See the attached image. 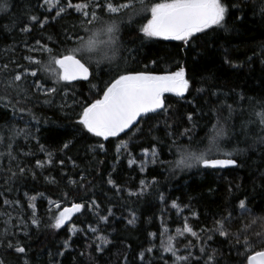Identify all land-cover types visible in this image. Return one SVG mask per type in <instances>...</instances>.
I'll list each match as a JSON object with an SVG mask.
<instances>
[{"label":"trees","instance_id":"obj_1","mask_svg":"<svg viewBox=\"0 0 264 264\" xmlns=\"http://www.w3.org/2000/svg\"><path fill=\"white\" fill-rule=\"evenodd\" d=\"M69 2L72 5L88 4L85 11L90 14L93 7L106 3V0H59V6L66 9L59 17L56 16L59 8L49 9L44 0H9L8 11L0 12V68L7 65L13 74L19 72L22 75L25 69L29 74L37 72L36 77L27 75L22 81L28 90L27 99L17 96L12 101L16 104L15 117L11 107L5 108L0 104V113H4L0 116V126H4L0 135L5 137L4 143L0 144V152L8 150V126L30 129L34 134L28 139L21 134L11 142L13 155L17 156L14 163L10 164L7 156L0 158L2 169L15 168L16 165L29 169L22 178L8 186L0 178V191H3L0 211L10 213L16 224L8 239L13 245L19 242L25 248V253H16L14 248L5 250L8 243L5 240L0 244V260L3 264H24V261L28 264H53V261L55 264H172L174 258L171 253L164 252L161 247L162 229H167L163 237L166 241L169 235L176 237V230L182 229L187 222L198 237L186 233L176 237L173 243L180 255L191 253V264H197V260L204 264L206 257L200 252L201 246H205L209 253L215 250L216 264H240L242 259L246 264V259L237 255L244 248L237 244L235 234L250 224L251 216L239 208V202H250L247 207L252 214L264 216V145L257 140L264 133H261L259 118L251 115L253 110L261 111L257 102L264 101V21L253 15L252 0L241 3L247 12L243 21L236 20L240 13L234 10L227 17L228 32L198 34L199 39L190 44L145 38L131 29L146 23L143 17L147 13L140 12L130 25L125 16L118 37V60L112 64L102 63L99 67L92 63V78L71 82L72 86L65 88L63 85L69 82L57 85L42 66L50 55L59 56L65 49L75 47L77 38L86 34L83 12L68 8ZM126 2L128 0H113L115 5ZM157 2L160 0H143V6L150 9L152 3ZM223 2L232 5L238 0ZM135 6L140 8L141 0H135ZM96 11L102 18H110L99 8ZM32 16L37 20L32 21ZM45 18L47 23L41 28L39 21ZM25 27L30 30L22 31ZM69 36L72 39H67ZM37 40L40 45L36 44ZM41 45L51 49V53L42 51ZM125 65L135 71L154 74L175 72L183 67L189 90L183 97L165 94L166 111L158 115L148 114V119H139L136 127L126 130L127 135L121 133L119 137L108 140L91 137L90 134L89 138L76 136L71 126L77 116L68 108L62 109L61 103H91L100 98L103 82L109 79V68H123ZM37 82L45 89L58 88V93L51 98L55 101L53 105L43 103L46 97L42 91H36ZM2 90L3 85L0 84ZM65 91L68 92L67 97L64 96ZM229 105L234 111L225 120L229 117ZM80 110L77 107L75 112ZM188 114L195 115V128L188 122ZM218 119L229 135L222 138L219 155L214 158H224L222 153L235 148L244 149L243 153L234 156L237 166L205 169L197 165L192 169L169 170V162L177 156L175 145L187 146L190 137H195V140L203 141L201 148L206 147V136ZM250 120L257 122L247 123ZM245 124L247 126L242 127ZM187 129H191L190 136L181 135ZM68 141L72 144L65 150L63 145ZM123 142L128 143V148H121L117 161V146ZM98 143L105 145L107 154L89 150ZM42 146L44 151H41ZM152 148H156L162 163L151 162ZM144 149L149 150V156H145ZM29 152L32 155H24ZM129 152L136 160L131 166L128 164ZM38 160L44 165L42 168L36 167ZM141 162L146 163L144 171L140 170ZM109 173L118 188L107 184ZM153 178L158 181L155 188L139 197L128 195L129 191H139L141 180L151 181ZM70 179L76 184H69ZM160 194L164 195L165 202H161ZM31 196L36 197L39 227L31 223L32 209L28 206V197ZM5 199L10 202L19 200L22 207L5 205ZM93 200L99 205L98 215H94L96 208L82 209L60 229L50 226L64 207H70L72 203L88 204ZM173 201L179 205V213L171 207ZM58 205H61L59 210ZM109 207L113 215L107 222L100 221L99 216H107ZM130 211L135 212V224L128 223ZM18 216L28 224L27 236L16 219ZM217 221L225 222L229 235L222 237L215 232L212 240L208 241L207 235L218 227ZM72 227L78 230L75 234L69 231ZM3 228V221H0V231ZM91 228L98 231L93 233ZM257 232H264V224L251 225L248 234L252 236ZM149 233H154V236L149 237ZM97 236L111 241L106 246L102 245V251H97L100 243ZM64 241L69 242L67 250L63 248ZM151 245L155 246L151 253H145V261L139 260L138 253ZM253 247L255 251L264 250L258 244ZM60 251L64 254L55 255Z\"/></svg>","mask_w":264,"mask_h":264},{"label":"snow or ice","instance_id":"obj_2","mask_svg":"<svg viewBox=\"0 0 264 264\" xmlns=\"http://www.w3.org/2000/svg\"><path fill=\"white\" fill-rule=\"evenodd\" d=\"M243 0H238L237 3L228 5L223 2V0H160V2L152 3L150 9L143 6V0H141V7L137 8L135 6V0H128V2L115 5L113 0H106L104 4H97L92 8L91 13L85 9L89 8L88 4L84 5H72L71 2L67 5L68 8L75 7L77 12H83L85 17V36H79L76 40V46L72 48H67L64 53L59 56L49 57L46 64L42 66V70L51 76L57 85L61 82H69L63 85L65 88L71 87V82L80 80H89L94 76L91 70V64L93 63V57H86L83 53L93 52L95 50L96 40L95 37L99 35L100 31L104 33L107 37L105 43L108 47H111L117 42V37H119L122 23L125 16L129 21V25L134 23L133 18L137 16L140 12L147 13L146 23H143L139 28H132V31H138L145 38H162L164 40H174L184 42L185 44H190L193 40L199 39L198 34L207 35L209 32L219 33L221 31L228 32L230 29L228 27L227 17L232 14V11L239 12L240 15L236 17L237 21H243L247 16L245 8L241 6ZM44 4L49 6V9L53 7H58L59 10L56 12V16L59 17L66 9L60 7L58 0L56 3L53 0H44ZM253 4V15L259 16V18L264 21V0H252ZM258 4V10H257ZM9 8V0H0V12H7ZM96 8H99L100 12H106L109 14V19H104L97 15ZM32 21H36L37 17H30ZM55 19V17L53 18ZM108 21H111L110 23ZM41 28L47 23V18L44 21H39ZM30 29L25 27L22 31L27 32ZM67 39H72L71 36ZM134 43L135 41H131ZM37 45H40V41H36ZM42 51L51 53V49L46 46H40ZM32 51L33 49H29ZM131 53V50H129ZM26 60H32L31 57H25ZM109 60V64H112L111 57L105 54L100 58H95V64L99 67L103 60ZM39 64V61H32ZM264 63V61H262ZM233 67H238V65H232ZM103 72V69H100ZM27 75L31 77H36L37 72L32 71L30 74L27 70H24V75L19 72L12 73L7 65L0 68V84L3 85V90L0 91V104H3L5 108L11 107L13 109V117L16 116V104H13V99L17 96H22L27 99L28 90L23 86L22 81ZM103 95L93 100L91 103H79L75 102L73 104H67L66 102L61 103L60 107L68 108L72 113H75L77 119L73 122L71 126V131L79 136L80 138L91 137L103 138L108 140L110 137H119L121 133L127 135V131H131L132 128L136 127L139 123V119L150 118L148 114H159L161 111H166V100L165 94L172 93L178 97H183L184 94L189 90V81L185 78V69L180 67L178 71L167 72L164 74H154L148 71H135L129 69L127 65L121 68L119 66H114L109 68V79L104 81ZM35 89L37 92H43L46 97L43 101L44 104L49 106L55 103L54 99H51L58 93L57 87L43 88L40 83L35 84ZM198 91H203V89H198ZM14 94V95H10ZM215 94V93H213ZM64 96H68V92H64ZM19 101H17V104ZM257 105L261 108V111L253 110L251 115L253 117H258V122L261 126V133H264V101H258ZM80 107L78 113L75 109ZM229 119L231 113L234 111L232 107L228 106ZM202 111V110H200ZM4 113H0L3 116ZM35 119V117H33ZM187 120L192 124L193 128L196 127V117L194 114H188ZM256 120H250L247 123H256ZM27 123V122H25ZM243 125L242 127H246ZM4 132V126H0V133ZM8 143L6 145L7 152H0V158L7 156L10 164L17 160V156L13 155L14 149L12 148V141L21 134L24 135L26 139L34 136L30 129H14L12 126L7 128ZM191 129L185 130L181 135L190 136ZM229 135L223 123H220L219 119L217 123L214 124L207 134V146L204 148L200 147L203 141L195 140V137H190L187 146L176 147V154L178 153L177 159L170 161L171 165L169 170L172 169H190L195 165H199L205 169H216L225 168L228 166H237V161L234 156L239 155L244 152V149L235 148L230 152L222 153L224 158H214V155L219 152L220 145L222 143V138ZM75 138V136H74ZM155 139V138H153ZM5 137L0 135V144H3ZM259 144L264 145V134L257 137ZM231 141H229L230 143ZM72 144V141H68L63 145V149H68ZM255 146V142L254 145ZM121 148L127 149L128 143L123 142L121 145L117 146V161H119L121 156ZM45 149L41 147V151ZM93 153L97 150L107 154L105 145L103 143H98L92 145L89 149ZM143 153L145 156H149V150L144 149ZM25 156H30L32 153H24ZM51 157V153L47 154ZM128 164L131 166L136 163V160L131 158L132 154L129 152ZM71 159V158H69ZM150 159L152 163H162L158 159V153L156 148H152L150 152ZM50 162V160L48 161ZM63 164V161H60ZM44 165L38 160L36 167L42 168ZM140 170L144 171L146 168V163H140ZM74 167L76 165L74 164ZM115 166H113V171H115ZM29 169L16 165L15 168L9 167L8 169L0 168V178L3 179L5 186L10 185L12 182L22 178ZM35 178V177H33ZM47 179V178H46ZM83 179V178H82ZM107 184L111 185L113 188H118L115 181L111 178V173H109V178L107 179ZM69 184H76L75 181L69 180ZM158 181L153 178L151 181L141 180L139 191H129L128 195L130 197H139L146 193L150 188H155ZM43 194H41L42 196ZM0 196H3V191H0ZM27 197L28 194L25 193ZM161 202H165V197L160 194ZM29 199V208L32 209L31 223L39 227L40 221L36 217V197L31 196ZM82 199V198H81ZM245 200L239 202V208L247 212L251 216V222L244 229L240 230L235 234L236 242L240 247L244 248L243 252L238 251L237 255L246 259V264H264V250L255 251L253 245L258 244L262 249H264V232H257L252 236H249V231L251 225L257 223L264 224V216H255L252 214L251 210L248 209ZM5 205H12L14 207H22L19 200L10 202L7 199L4 200ZM61 205L57 206L59 210ZM172 208H176L179 213L181 209L179 205L173 201L171 204ZM96 208L97 212L94 215H98L99 205L96 204L95 200L91 203H72L71 207H64L63 211H60L57 216H55L54 223L50 226L54 229H60L62 225L66 222H70L74 213H81L82 209H92ZM107 216H99V220L107 222L108 217L113 215V210L111 207L107 210ZM131 218L128 220L129 224H135L136 216L134 211H130ZM19 225H22L24 234L27 236L28 224L25 223L23 219L19 216L16 218ZM230 219V218H226ZM0 221H3V231H0V244L3 241L8 240L5 250L13 249L16 253H25V248L19 245H13L11 240H9V235L11 229L16 227L13 223V219L10 213L0 211ZM218 227L214 230H210L207 235V240H212L213 234L218 232L220 236H228L229 233L225 230V222L217 221ZM93 233H96L98 229L91 228ZM70 232L75 234L78 231L75 227L69 229ZM190 234L193 237H198V233L193 231L187 222H185L182 229L178 228L176 230V237L183 236L185 234ZM14 235L15 233H11ZM167 234V229H162V239L161 247L164 252L171 253L173 259L172 264H191V253L188 255H180L179 249L174 246L173 241L176 237L168 236L167 240L163 239L164 235ZM154 236V233H149V237ZM243 237V239H241ZM71 239V237L69 238ZM97 240L100 243L97 245V251H102V245L106 246L111 241H109L104 236H97ZM206 243V241L204 242ZM151 245L146 249L141 250L138 253V258L141 261H145V253H151L153 247ZM70 247L68 241H64L63 248L67 250ZM187 247V246H186ZM200 252L206 257L204 264H216L215 250L213 249L209 253L205 246L200 247ZM252 252L253 254H249ZM64 252L60 251L55 253V255H63ZM0 264H3V260H0ZM24 264H28L24 261ZM55 264V261H53ZM199 264V260H197ZM240 264H245L242 259Z\"/></svg>","mask_w":264,"mask_h":264},{"label":"clouds","instance_id":"obj_3","mask_svg":"<svg viewBox=\"0 0 264 264\" xmlns=\"http://www.w3.org/2000/svg\"><path fill=\"white\" fill-rule=\"evenodd\" d=\"M109 23L111 21H108ZM107 37L104 35V33L102 31H100L99 35H97L95 37L96 40V44H95V50L93 52H87L85 51L83 54L88 57L91 56L93 57V63L95 62V58H100L102 56H104L105 54H107V56L111 57V62H115L116 60H118L119 55H120V43H119V38L117 37V42L112 45L111 47H108L105 43ZM102 63H109V60H103ZM178 147H180V145H178ZM179 158L178 157V153L176 156V159ZM196 165L195 163H193L192 168H195ZM190 168V169H192ZM180 170V169H179Z\"/></svg>","mask_w":264,"mask_h":264},{"label":"rangeland","instance_id":"obj_4","mask_svg":"<svg viewBox=\"0 0 264 264\" xmlns=\"http://www.w3.org/2000/svg\"><path fill=\"white\" fill-rule=\"evenodd\" d=\"M53 2H54V3H56V2H57V0H53ZM58 4H59V0H58ZM61 7H62V6H61ZM74 9L76 10V8H75V7H74ZM217 155H219V152H218V153H216L214 156H217ZM70 207H71V206H70ZM61 211H63V210H61ZM74 214H75V213H74ZM74 214H73V215H74ZM66 223H67V222H66ZM62 226H63V225H62Z\"/></svg>","mask_w":264,"mask_h":264},{"label":"water","instance_id":"obj_5","mask_svg":"<svg viewBox=\"0 0 264 264\" xmlns=\"http://www.w3.org/2000/svg\"><path fill=\"white\" fill-rule=\"evenodd\" d=\"M80 81H85V80H80ZM75 82H77V81H75ZM166 94H172V93H166ZM138 119H140V118H138ZM228 167H232V166H228ZM228 167H225V168H228ZM216 169H224V168H216Z\"/></svg>","mask_w":264,"mask_h":264}]
</instances>
